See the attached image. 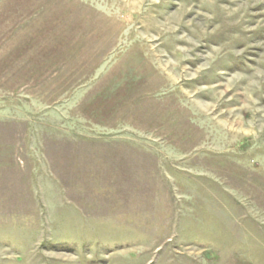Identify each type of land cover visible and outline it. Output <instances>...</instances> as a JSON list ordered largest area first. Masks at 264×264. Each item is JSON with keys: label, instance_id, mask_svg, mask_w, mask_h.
Returning a JSON list of instances; mask_svg holds the SVG:
<instances>
[{"label": "rangeland", "instance_id": "1", "mask_svg": "<svg viewBox=\"0 0 264 264\" xmlns=\"http://www.w3.org/2000/svg\"><path fill=\"white\" fill-rule=\"evenodd\" d=\"M0 264H264V0H0Z\"/></svg>", "mask_w": 264, "mask_h": 264}]
</instances>
